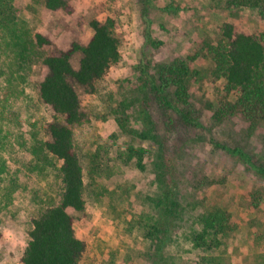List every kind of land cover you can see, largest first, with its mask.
Listing matches in <instances>:
<instances>
[{
  "label": "rangeland",
  "instance_id": "obj_1",
  "mask_svg": "<svg viewBox=\"0 0 264 264\" xmlns=\"http://www.w3.org/2000/svg\"><path fill=\"white\" fill-rule=\"evenodd\" d=\"M114 21L119 62L91 87L73 81L85 120L71 128L83 171L85 208L67 213L84 244L78 264H207L223 255L238 264H264V121L240 111L214 120L235 93L209 75L206 54L224 23L264 44V0H66L49 12L43 0H0V264H21L30 221L56 206L60 162L42 150L48 127L64 118L42 103V58L84 46L89 22ZM35 35L47 43L38 45ZM80 53L70 57L78 68ZM185 64L187 100L175 97L167 73ZM163 91L167 104L157 94ZM186 110L196 126L175 110ZM177 186L179 217L171 242L157 257V183L160 147ZM223 148L229 149V152ZM222 210L233 224L217 247H195L198 218Z\"/></svg>",
  "mask_w": 264,
  "mask_h": 264
},
{
  "label": "trees",
  "instance_id": "obj_2",
  "mask_svg": "<svg viewBox=\"0 0 264 264\" xmlns=\"http://www.w3.org/2000/svg\"><path fill=\"white\" fill-rule=\"evenodd\" d=\"M148 2L149 0H145ZM44 8L49 12L63 10L66 0H43ZM92 35L84 46L76 43L57 55L42 58L47 74L38 85V95L43 104L50 107L54 114L64 118V124H50L49 140L42 145V150L60 162L59 175L62 185L59 203L43 209L30 221L28 242L22 256L21 264H78L84 252V244L75 237L73 220L67 213L70 209L81 213L85 208L83 171L73 145L71 128L84 122L85 116L80 110L79 98L70 84L73 81L80 87H91L102 79L111 66L120 59L119 43L114 34V21L110 18L100 22H89ZM217 44H209L206 54L210 57L212 68L209 75L215 80H223L226 93H235L233 105L214 112V120L220 121L225 115L240 111L249 122L258 119L264 121V44L255 36L235 33L234 27L224 23ZM38 45L47 43L40 35H35ZM80 53L77 69L70 64V57ZM167 73L176 86L175 97L186 105V80L190 75L186 65L181 63L171 67ZM157 94L166 105L163 91L157 88ZM163 105V106H164ZM181 121L189 126H196L195 119L186 110H175ZM147 117V116H146ZM150 138L160 147L154 165L157 183V222L154 235L149 234L155 242L157 257L164 247L171 242L172 230L179 217L177 186L171 178L169 166L163 159L162 147L158 137ZM252 123V122H251ZM229 152V149L223 148ZM264 175V167L256 168ZM200 232L193 235L195 247H217L221 237H228L233 230L230 216L222 210L201 214L198 218ZM207 264H238L232 258L218 255L208 260Z\"/></svg>",
  "mask_w": 264,
  "mask_h": 264
}]
</instances>
